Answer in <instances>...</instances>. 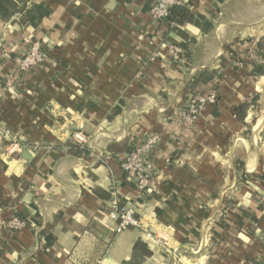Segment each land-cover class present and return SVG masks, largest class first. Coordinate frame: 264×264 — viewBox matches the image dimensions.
<instances>
[{
    "label": "crops",
    "instance_id": "crops-1",
    "mask_svg": "<svg viewBox=\"0 0 264 264\" xmlns=\"http://www.w3.org/2000/svg\"><path fill=\"white\" fill-rule=\"evenodd\" d=\"M155 1L0 0V220L24 221L0 264H124L138 239L141 264H264V0H186L181 24ZM34 40L47 60L19 71ZM149 134L139 193L120 161ZM111 186L149 236L115 231Z\"/></svg>",
    "mask_w": 264,
    "mask_h": 264
},
{
    "label": "built area",
    "instance_id": "built-area-1",
    "mask_svg": "<svg viewBox=\"0 0 264 264\" xmlns=\"http://www.w3.org/2000/svg\"><path fill=\"white\" fill-rule=\"evenodd\" d=\"M183 5H187L186 0H156L151 7L150 14L155 19H166L172 7ZM46 60L47 54L42 49L41 43L37 40L31 41L19 61L18 70L29 71ZM215 100L216 94L214 92L207 95H192L187 106L180 113V120L186 127L191 126L198 118L203 107L215 102ZM73 140L79 146H82L85 142L84 135L80 131L73 133ZM158 140L159 137L156 134L146 135L136 146L127 150L120 161L125 181L131 183L139 193L145 192L148 188L153 166L147 157L158 143ZM115 191L116 188L111 186L109 218L115 222V231L118 233L129 227H136L149 236L142 220L135 215L134 209L118 204ZM23 225L24 221L17 216H13L6 221L0 220V226L10 230L20 229Z\"/></svg>",
    "mask_w": 264,
    "mask_h": 264
},
{
    "label": "trees",
    "instance_id": "trees-1",
    "mask_svg": "<svg viewBox=\"0 0 264 264\" xmlns=\"http://www.w3.org/2000/svg\"><path fill=\"white\" fill-rule=\"evenodd\" d=\"M167 19L171 23L181 24L185 21L191 20L192 15L187 5L175 6L170 9ZM239 110L243 113L244 107H241ZM241 117H243V114L240 116V119H242ZM18 218L21 219V217ZM44 237L48 243L52 242V237L50 235H44ZM149 254L150 251L147 247V244L138 239L133 245L131 259L129 261H125L124 264H141L144 258Z\"/></svg>",
    "mask_w": 264,
    "mask_h": 264
},
{
    "label": "water",
    "instance_id": "water-1",
    "mask_svg": "<svg viewBox=\"0 0 264 264\" xmlns=\"http://www.w3.org/2000/svg\"><path fill=\"white\" fill-rule=\"evenodd\" d=\"M15 156H21L22 158L25 159H30L31 158V151L23 144L19 145V153H16Z\"/></svg>",
    "mask_w": 264,
    "mask_h": 264
}]
</instances>
